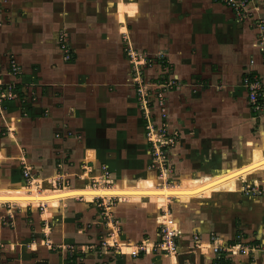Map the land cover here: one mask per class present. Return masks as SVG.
<instances>
[{
  "label": "crops",
  "instance_id": "crops-1",
  "mask_svg": "<svg viewBox=\"0 0 264 264\" xmlns=\"http://www.w3.org/2000/svg\"><path fill=\"white\" fill-rule=\"evenodd\" d=\"M251 25L237 23L218 0H0V72L21 93L0 118L11 140L1 146L0 160L10 158L6 164L15 167L9 187H0V206L33 207L0 210V264H224V255L231 257L227 264H264V197L236 192L240 178L257 172L248 181L264 187L263 149L253 148L237 168L183 177L166 195L153 177L113 182L121 247L101 246L109 229L88 193L92 185L74 186L86 164L91 176L105 164L114 178L120 169L148 165L137 72L143 81L146 72L171 83L167 126L182 134L175 162L191 169L213 143L254 146L249 123L256 115L243 78L264 77V62ZM63 40L75 55L71 62ZM12 61L17 75L10 73ZM29 139L42 154L34 156ZM23 160L48 186L47 218L34 209L41 201L29 186L10 184L20 179ZM60 173L70 187L51 186ZM166 197L185 202L171 211L181 230L176 260L152 250ZM239 235L249 244L230 254L241 246Z\"/></svg>",
  "mask_w": 264,
  "mask_h": 264
},
{
  "label": "rangeland",
  "instance_id": "rangeland-1",
  "mask_svg": "<svg viewBox=\"0 0 264 264\" xmlns=\"http://www.w3.org/2000/svg\"><path fill=\"white\" fill-rule=\"evenodd\" d=\"M220 2V0H218ZM222 5H224L225 7L229 8L228 6H226L225 4H223L222 2H220ZM230 9V8H229ZM231 10V9H230ZM232 15H233V18L234 20L239 23L240 25H244V24H248V25H251L252 28H254L256 31V37H255V40L253 42V47L260 50L261 52V56H262V59H263V62H264V0H250V4L248 5V7L246 8V13H244L243 15L245 16H239L237 15L236 13H234L232 10ZM259 25H262V27H260ZM75 56V55H74ZM74 56H72L69 60H67V62H71L74 60ZM74 57V58H73ZM254 62V60H252ZM252 61H251V64H252ZM253 65V64H252ZM1 66V64H0ZM257 74V73H255ZM260 78V81L262 83V93L264 94V77H262V75L260 74H257ZM7 76V73L6 72H0V84L2 85V90L0 89V95L4 94L5 97H1L2 100H3V107H7L10 102H12L13 100H16L18 97H14V95H18L20 96L21 93H20V90L17 88V85L16 84H9V83H5L3 81L4 77ZM142 76L144 77V81L146 80L147 82L149 83H153L154 82H157V84L159 83V79H155L154 77H149V75L146 73V72H142ZM244 79V78H243ZM132 82V84L134 85L133 83V78L132 76L130 77V83ZM11 87V88H10ZM245 88V87H244ZM13 90V92H11ZM134 90L136 91V96H137V88ZM246 90V88H245ZM11 92V93H10ZM12 94V97L10 98V94ZM247 96H248V100H249V95H248V91H247ZM137 102H138V105L140 106V102L138 101V98H137ZM264 103V100L262 101ZM264 105L261 106L260 109L254 111L252 109V112L256 115V118L255 119V123L253 120H251V122L249 123L250 125V131H251V136L249 137V141L252 142L254 144V146H241V147H237L236 145L234 146H230L229 149L226 148V145L224 146H221L220 144H215L213 143V146H208L209 147V150L210 152H208L207 154H205V156H200L202 158H199V160H197L194 164V166L190 169L191 166L187 165V166H183L181 164V162H178L177 161L175 162V157L173 158L172 154L173 152L179 147L181 146V141H182V134L178 131H175V130H170V128L168 127L169 124L166 120V117H161L160 118V110L158 108H155L154 109V115L153 117L151 118V121L152 122H155L156 123V126L157 127H160L162 126V124H164V126H166L167 130L169 132H172V133H177V141L175 142L174 145H172L170 147V149L168 150V153L167 155H165L168 159H169V163L166 164V167L167 168V172L166 174L162 177V178H166V182L165 180H163L161 178L162 174L160 173V170H157L156 168L153 167V160H154V157H152V151H151V145L149 146V163H147L148 165H146L145 163L142 164L144 165L143 167L142 166H138V167H134L135 165L131 166V167H128L127 169H120L119 170V176L118 178H114V176L112 175V172H111V176H112V179L114 180L115 183H119V184H122L123 182V179H126L128 181V183H133L135 181H137L138 179L142 178V177H153L157 184L161 186L163 185H168V186H173L175 184H179L181 182V179L183 177H189V178H192V177H196V178H199V177H207V176H212L213 172L215 170L217 171H223V170H229V169H234V168H237L239 167L241 164H243L245 161L248 162V160L250 159L251 157V153H252V150L253 148H258V149H263L264 150ZM8 108V107H7ZM23 108V114L21 116H23L22 118H24L26 116V105ZM252 108V107H251ZM5 117L6 118V113L3 112V114L0 115V118L1 117ZM141 117H142V121L143 123L145 122L144 126H145V137H146V118L144 116L143 113H141ZM22 118H18L17 122H19L20 119ZM259 118V119H258ZM260 121V123H259ZM16 122V123H17ZM259 124H261V127L259 126ZM168 125V126H167ZM262 128V130L260 129ZM261 130V131H260ZM8 127L7 125H0V149H1V146L4 145V143H10V139H7L8 138ZM141 142L143 141V139L141 138L140 139ZM146 142L150 143L148 141V139L146 138L145 139ZM29 143L33 144L31 150L34 152V156L36 157L37 155L39 154H42L41 153V148H37L36 146V142H33L29 139ZM41 144V143H40ZM46 145V144H45ZM7 156L9 157H12L11 154H7ZM68 156V155H67ZM68 158H70L68 156ZM8 160H11L10 158H7V159H2L0 160V187H9L8 184L9 182L7 180H9L8 178H10V175H8V173L10 174L11 173V170H13V167H14V164H6V162ZM61 160H63L61 158ZM66 160V159H65ZM13 161V160H12ZM32 160H30L31 162ZM181 161V160H180ZM19 162V161H18ZM13 166V167H12ZM24 163L23 165H21V167L18 166L16 167V171L17 173L19 172L20 173V179L19 180H15L14 183H10L11 185H14V187L16 185H25V186H29L30 184L27 182H25L24 180L22 181V175H23V171H24ZM59 167V166H58ZM15 169V167H14ZM264 172V171H262ZM260 172H257L255 174H251L247 179H242L240 178L238 181H237V190L236 192H240L246 196H249V197H264V187L263 185H261V183L259 182H250L248 180H250L249 178H251L252 176L256 175V174H259ZM13 174V173H12ZM61 174V173H60ZM93 172H92V169L90 166L88 165H85L83 167V172L80 173L78 176H76V181L79 182V184H74V186H80V187H84L86 185H93L92 181L93 180L92 178V175ZM59 174H57L58 176ZM62 175V174H61ZM161 175V176H160ZM14 176V175H12ZM32 177L35 179L37 176V174H34V176L32 175ZM66 178V177H65ZM37 179H40V178H37ZM42 180V179H41ZM67 181L68 178L66 179ZM65 180V181H66ZM8 182V183H6ZM24 182V183H23ZM61 186L57 185V188H62L63 186V180L61 179ZM71 183V182H70ZM7 184V186H6ZM97 184V183H96ZM32 185V184H31ZM30 185V186H31ZM98 185V184H97ZM246 185H250L251 186V189H248L246 187ZM256 186H260L261 188V192L258 191V192H254L253 191V187ZM51 186H53V184H51ZM245 186V189L246 191H248V193L246 191H242V187ZM39 188L41 190H43L44 188L47 189L48 186L44 184V182L42 181V183L39 184ZM54 188V186H53ZM56 189V188H55ZM57 189V191L59 190ZM222 192H225V191H222ZM28 194L30 196H33L32 193H29ZM114 200V199H113ZM95 204L98 205V203L96 201H94ZM102 202V200H101ZM120 201L119 200H114L113 201V206H115L117 203H119ZM190 202V201H189ZM192 202H197V201H192ZM192 202L188 203V204H191ZM178 203H185V202H179V201H176L175 199L171 200L170 202H168L167 204V207H164V204L162 205L165 209H168L169 212H173L175 209V206L176 204ZM43 205H45L47 207L46 211L48 210L49 208V205L47 204V200L45 201V197H44V204L41 205V207H34L35 210H38L40 213L41 212H44L45 211V207H43ZM33 207H27V208H21V207H18V206H14L12 204H3L0 206V210H2L3 212L6 211V210H9V209H14V211H26V212H31L30 210H32ZM28 210V211H27ZM46 211L43 215L44 218H47V214H46ZM161 211H162V207H161ZM162 214V213H161ZM9 216V215H8ZM10 217V216H9ZM3 220H6L4 218H2ZM6 222V221H4ZM175 226L177 228V232L179 234V237H180V234H181V230L178 226V223L175 222ZM159 231V230H158ZM239 240H240V244L241 246H239V248H237L236 250H233V251H228L231 253H235V255H238L240 252L241 253H244V250L241 248L242 246H245L246 247V244H249L248 243H243L242 242V235H239ZM225 254V253H224ZM223 261H224V264H227L226 260H231V257H226L224 255L223 257ZM226 258V259H225ZM229 263V262H228ZM231 263V262H230Z\"/></svg>",
  "mask_w": 264,
  "mask_h": 264
},
{
  "label": "built area",
  "instance_id": "built-area-1",
  "mask_svg": "<svg viewBox=\"0 0 264 264\" xmlns=\"http://www.w3.org/2000/svg\"><path fill=\"white\" fill-rule=\"evenodd\" d=\"M223 4L228 6L234 13H236L239 16H242L244 13H246V8L250 4V0H220ZM245 16V15H243ZM262 27V25H259ZM61 47L63 48L66 59H70L71 55L69 52V49L67 48V45L65 41H61ZM253 63V61H252ZM11 74L17 75L20 73V68L15 64L14 61L11 62ZM1 82V81H0ZM2 83V82H1ZM134 83L137 88V98L140 102L142 112L146 118V138L150 142L151 145V151H152V157H154L153 160V167L157 170H160V173L162 174L161 178L166 174L167 168L166 164L169 163V159L165 156L168 153V150L172 145L175 144L177 141V133L169 132L162 124V126L157 127L155 122L151 121V118L154 115V109L158 108L160 110V118L166 117V92L167 89H170L171 83H158V84H148L145 83L142 80V77L137 72L136 76L134 78ZM173 84V83H172ZM243 86L247 89L248 95H249V102L251 104V107L254 111L261 108L264 103L262 102L264 100V94L262 93V83L260 81V78L257 74H247L244 76L243 79ZM11 88V87H10ZM0 89L2 90V85L0 84ZM13 92V90L11 91ZM10 92V93H11ZM8 93V94H10ZM1 97H5L4 94L0 95ZM19 97L18 95H14V97ZM12 97V94H10V98ZM3 100L0 98V115L4 112L3 107ZM264 107V106H263ZM24 163V171H23V178L25 182L27 181L29 184L33 182L35 179L32 177V169L27 166L26 162L23 160ZM87 165V164H86ZM93 180L92 186L99 185L102 181L104 182V185L111 186L114 182L111 176V170L109 167L105 164L101 166V174L99 176H92ZM61 179L63 182V187L68 186L70 187V182L67 181L64 177V175H58L54 178V181L52 182L54 187H57V185L61 186ZM100 179V181L98 180ZM166 182V178H162ZM66 180V181H65ZM26 182V183H27ZM97 183V184H96ZM248 189H251L250 185H246ZM242 191H246L245 186L241 188ZM253 191L256 193L258 191L261 192L260 186L253 187ZM248 193V191H246ZM115 201L116 198H113ZM113 199L106 202L103 198H98L95 201L98 203V206L102 209V215L105 220V225L108 227L109 231L106 234V239H103L101 242V246L103 247H121L122 244L119 243V234H120V225L119 222L115 219L113 213H112V207H113ZM102 200V202H101ZM161 221L159 226V232H158V240L154 244L152 250H159L162 252L165 256L173 257L175 260L179 254V234L177 232V228L175 226L174 218L172 217L171 212H169L168 209H165L162 207V214H161ZM112 241V243H111ZM146 250V248H143ZM133 254L136 255L134 252ZM177 264V263H176Z\"/></svg>",
  "mask_w": 264,
  "mask_h": 264
},
{
  "label": "bare ground",
  "instance_id": "bare-ground-1",
  "mask_svg": "<svg viewBox=\"0 0 264 264\" xmlns=\"http://www.w3.org/2000/svg\"><path fill=\"white\" fill-rule=\"evenodd\" d=\"M98 180L100 181V179ZM40 183H41V180L35 178V180L31 182L32 185L30 184L31 186L29 185V187H27V190L29 193H32L37 199L41 201L40 203V206H41L42 204H44V199H43L44 190H41L39 188ZM162 189L165 195L167 194V192L169 193V186H166V187L162 186ZM88 193L92 194V198L94 199L103 198L106 202H108L109 200L113 198L117 199V196H118V190L115 191V189L112 188V185L111 186L104 185L103 181L97 186H91V190H89ZM169 200L170 198L166 197V199L164 200V207H167Z\"/></svg>",
  "mask_w": 264,
  "mask_h": 264
},
{
  "label": "trees",
  "instance_id": "trees-1",
  "mask_svg": "<svg viewBox=\"0 0 264 264\" xmlns=\"http://www.w3.org/2000/svg\"><path fill=\"white\" fill-rule=\"evenodd\" d=\"M73 257V256H72Z\"/></svg>",
  "mask_w": 264,
  "mask_h": 264
}]
</instances>
